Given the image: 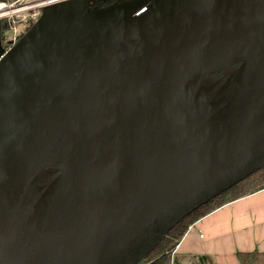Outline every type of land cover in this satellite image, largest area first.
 I'll return each instance as SVG.
<instances>
[{"label":"water","instance_id":"95a60500","mask_svg":"<svg viewBox=\"0 0 264 264\" xmlns=\"http://www.w3.org/2000/svg\"><path fill=\"white\" fill-rule=\"evenodd\" d=\"M99 1L0 44V264H136L264 166V0Z\"/></svg>","mask_w":264,"mask_h":264},{"label":"crops","instance_id":"0c3cea01","mask_svg":"<svg viewBox=\"0 0 264 264\" xmlns=\"http://www.w3.org/2000/svg\"><path fill=\"white\" fill-rule=\"evenodd\" d=\"M264 254V187L193 219L177 241L178 264H240L237 253Z\"/></svg>","mask_w":264,"mask_h":264},{"label":"trees","instance_id":"16d2710c","mask_svg":"<svg viewBox=\"0 0 264 264\" xmlns=\"http://www.w3.org/2000/svg\"><path fill=\"white\" fill-rule=\"evenodd\" d=\"M116 1V0H112ZM103 4H100L101 6ZM238 63L229 66V71H236ZM56 168L53 172L48 173L44 181L46 186L49 181L56 175L59 165H54ZM44 186V187H45ZM264 187V166L258 169L256 172L235 184L231 188L219 193L212 199H210L205 204L199 206L197 209L193 210L187 216L182 218L177 222L166 235L155 245V247L150 251L147 257L136 264H178L175 257L173 256V249L182 236L183 232L187 228V225L195 218H198L207 212L220 207L224 203L235 200L241 196L247 195L258 189ZM200 261L204 260L206 264H215L206 256L200 257ZM237 258L240 264H264V254L253 250V251H243L237 253Z\"/></svg>","mask_w":264,"mask_h":264},{"label":"built area","instance_id":"2783aa9c","mask_svg":"<svg viewBox=\"0 0 264 264\" xmlns=\"http://www.w3.org/2000/svg\"><path fill=\"white\" fill-rule=\"evenodd\" d=\"M59 1L63 0H0V28L11 31L4 43L14 44L45 6Z\"/></svg>","mask_w":264,"mask_h":264},{"label":"flooded vegetation","instance_id":"af4514ba","mask_svg":"<svg viewBox=\"0 0 264 264\" xmlns=\"http://www.w3.org/2000/svg\"><path fill=\"white\" fill-rule=\"evenodd\" d=\"M111 2H112V0H100L97 3V5H100V4L105 5V4H108ZM0 44L2 45V47L4 49H8V47L11 45L10 43H4L3 39H1V35H0ZM234 73H235V71L231 72L228 70V67H227V68H224V69L219 70L217 72L203 74L200 77L198 87L207 86V85H210L211 83H214V86L211 89H208V91H207L208 99H217V98L222 97V96L225 98H228L233 91V84L229 83L227 86H225L221 90H219V88L225 80H227L228 78H229V80H231ZM55 168H56L55 166H51V167H48L46 169H43L41 171V173L38 175L39 176L38 183L42 187L45 186L44 181L47 177V174L53 172L55 170ZM57 172H58V169H57Z\"/></svg>","mask_w":264,"mask_h":264},{"label":"rangeland","instance_id":"374dc122","mask_svg":"<svg viewBox=\"0 0 264 264\" xmlns=\"http://www.w3.org/2000/svg\"><path fill=\"white\" fill-rule=\"evenodd\" d=\"M0 35H1V39H4V38H8L11 34V31L7 30V29H1L0 28Z\"/></svg>","mask_w":264,"mask_h":264}]
</instances>
